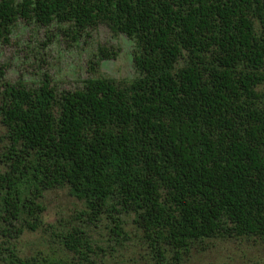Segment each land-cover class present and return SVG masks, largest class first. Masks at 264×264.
Here are the masks:
<instances>
[{"label": "trees", "instance_id": "obj_1", "mask_svg": "<svg viewBox=\"0 0 264 264\" xmlns=\"http://www.w3.org/2000/svg\"><path fill=\"white\" fill-rule=\"evenodd\" d=\"M18 21L74 38L103 24L132 43L135 77L1 86L0 238L35 231L43 194L68 187L117 237L131 216L157 261L215 238L264 246V0H0V44ZM83 238L62 237L76 259L7 248L0 264H83Z\"/></svg>", "mask_w": 264, "mask_h": 264}, {"label": "rangeland", "instance_id": "obj_2", "mask_svg": "<svg viewBox=\"0 0 264 264\" xmlns=\"http://www.w3.org/2000/svg\"><path fill=\"white\" fill-rule=\"evenodd\" d=\"M67 29L65 25L41 27L18 21L8 41L0 44V89L6 82L33 88L44 76L59 92L80 89L87 79L128 82L135 77L133 45L125 36L114 34L103 24L78 38ZM101 48L116 56L98 60ZM6 146L5 129L0 124V153ZM3 168L0 165L1 172ZM39 203L38 228L26 230L8 243L0 238V258L11 248L21 258L76 259L64 247L62 237L79 230L87 246L79 249L87 256L83 264H264V246L254 237L202 240L181 252L178 259L166 248L164 258L157 261L155 252L132 225L131 216L121 217L123 234L117 237L104 215L99 222H89L84 202L72 196L68 187L46 191Z\"/></svg>", "mask_w": 264, "mask_h": 264}]
</instances>
